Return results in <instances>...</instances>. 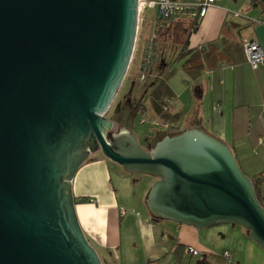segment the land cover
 <instances>
[{
    "label": "water",
    "instance_id": "water-1",
    "mask_svg": "<svg viewBox=\"0 0 264 264\" xmlns=\"http://www.w3.org/2000/svg\"><path fill=\"white\" fill-rule=\"evenodd\" d=\"M138 30L139 0H0V264H103L73 194L97 153L155 179V220L240 227L264 250V207L227 143L189 128L145 150L108 118Z\"/></svg>",
    "mask_w": 264,
    "mask_h": 264
},
{
    "label": "crops",
    "instance_id": "crops-1",
    "mask_svg": "<svg viewBox=\"0 0 264 264\" xmlns=\"http://www.w3.org/2000/svg\"><path fill=\"white\" fill-rule=\"evenodd\" d=\"M242 8L246 17H236L242 13L230 12L227 2L219 0L204 20L191 23L185 35H178L182 70L194 72V90L172 79L170 96L162 99L165 104L173 102L165 117L161 118L153 102H148L150 111L141 109L148 110L150 121L174 120L178 132L203 129L227 143L253 179L264 175V65L252 70L242 47L243 41L253 40L264 50V0H245ZM166 40L173 41L172 30ZM143 48L144 44L141 52ZM166 67L163 62L158 70ZM153 74L145 87L150 82L155 86ZM164 133L152 127L147 139L150 146ZM111 165L101 153L94 154L73 181L80 225L103 264H228L224 251L231 253L229 264H264V250L240 227L217 225L200 230L155 220L146 207L155 179L135 180L133 185L138 183L139 188L126 192L113 177L116 173L120 179L124 170ZM256 188L264 203V182ZM187 248L199 255L188 254Z\"/></svg>",
    "mask_w": 264,
    "mask_h": 264
},
{
    "label": "rangeland",
    "instance_id": "rangeland-1",
    "mask_svg": "<svg viewBox=\"0 0 264 264\" xmlns=\"http://www.w3.org/2000/svg\"><path fill=\"white\" fill-rule=\"evenodd\" d=\"M150 1V0H147ZM228 4V9L230 12L233 13H242L241 17L245 18L246 15H244L243 11V4L245 0H225ZM257 6V3L254 4ZM263 10L262 8H259ZM142 19L143 22L139 25V31H138V38H137V46L134 52L133 60L131 62L127 77L125 79V82L120 90V93L117 97L116 103L112 109V111L108 114V118L113 119L114 118V110L116 107L117 102L122 99L123 95L133 89V99L137 101H141V108H148L150 111V107L148 102H153L155 99H164L170 96V88L168 83L172 79H176L178 84L182 83L185 85H189L191 91L194 90L195 85L193 84V81L195 78L194 72H185L182 70L181 66V60L178 54L180 53L179 50V44L180 38L177 36L181 34L185 35L186 29L190 28L191 23H174L175 25L171 26L168 25L164 28V30L160 33V40L158 45V51L156 53V58L152 63L151 66V74H153V84L155 86H152V82L148 84V86H144L145 83H142L139 81V66L142 58L143 52H141L143 44L146 43V41L151 37L153 32V23L155 19V11L154 10H148L147 12L142 13ZM172 30L173 35V41L168 42L166 40L167 35L169 34V31ZM229 52H231L230 47ZM142 53V54H141ZM141 54V55H140ZM164 62V64L167 66L164 68L161 72L158 70V67ZM184 76V77H183ZM183 77V79H182ZM180 81V83H179ZM186 81V83H185ZM148 82V81H147ZM146 82V83H147ZM184 82V83H183ZM144 88V89H143ZM148 91V92H147ZM139 109L135 115L134 122H133V129L136 132V135L139 139L140 145L143 149L148 150L150 147V142L147 140L149 138V135L152 133V122L149 119V112L148 110L144 111L143 109ZM142 120H145L146 122L143 124L141 123ZM158 121V120H156ZM163 121V120H162ZM153 144V143H152ZM114 169L122 170L119 166L116 164L111 165ZM120 179H118L119 175L114 174V181L117 183V187L122 188V190H126V192L131 191V193H134V189L139 188V184H135L133 181L135 180H143L147 179L145 176H132L127 175L126 172L122 171L120 173ZM118 176V177H117ZM118 182L122 183L119 184ZM141 184V183H140ZM131 186V187H130ZM126 188V189H125ZM102 260V259H101Z\"/></svg>",
    "mask_w": 264,
    "mask_h": 264
},
{
    "label": "built area",
    "instance_id": "built-area-1",
    "mask_svg": "<svg viewBox=\"0 0 264 264\" xmlns=\"http://www.w3.org/2000/svg\"><path fill=\"white\" fill-rule=\"evenodd\" d=\"M218 1L219 0H139V25L144 21L141 17L143 12H147L149 9L155 11L153 32L143 48L139 66V81L146 83L151 77V66L158 51L160 33L164 28L174 23L198 24L206 18L208 11L215 7ZM236 17H241V15L236 14ZM243 50L252 70L257 71L264 65V50L258 42L253 40L243 41ZM172 105L173 102L168 100L165 104V111L168 112ZM145 122V120L141 121L143 124ZM151 124L152 127L166 132L171 128V124L164 120H155ZM187 253L192 256L199 255V252L194 248H187ZM223 256L230 263L229 259L231 253L229 251H224Z\"/></svg>",
    "mask_w": 264,
    "mask_h": 264
},
{
    "label": "flooded vegetation",
    "instance_id": "flooded-vegetation-1",
    "mask_svg": "<svg viewBox=\"0 0 264 264\" xmlns=\"http://www.w3.org/2000/svg\"><path fill=\"white\" fill-rule=\"evenodd\" d=\"M125 93L120 99L113 112L114 120L117 122L118 129L127 126L133 127V122L137 111L141 108V101L133 99V91ZM153 143V142H152ZM153 145V144H152Z\"/></svg>",
    "mask_w": 264,
    "mask_h": 264
},
{
    "label": "trees",
    "instance_id": "trees-1",
    "mask_svg": "<svg viewBox=\"0 0 264 264\" xmlns=\"http://www.w3.org/2000/svg\"><path fill=\"white\" fill-rule=\"evenodd\" d=\"M242 49H243V47H242ZM244 51V50H243ZM153 103L155 104V108H156V110L158 111V113L161 115V118H163V117H165V114H167V111H165V108H164V106H165V101H163L162 99H160L159 101H157V99H155V100H153ZM168 118L166 117V120H167ZM168 121H170V124H172V126H171V128H170V130L168 131V132H166V133H164L163 135H160L157 139H156V141H154V143H153V145H155L158 141H160L162 138H164L166 135H177V134H179L180 132H178V129L174 126V120H170V119H168ZM242 169V168H241ZM244 172V171H243ZM245 173V172H244ZM246 174V173H245ZM247 175V174H246ZM248 176V175H247ZM252 179V178H251ZM253 181H254V184H255V189H256V192H257V188H256V185L258 184V183H261V182H264V175H260V177L258 178H253L252 179ZM257 196H258V198H259V201H260V203H261V205L264 207V203L262 202V199L259 197V195H258V192H257ZM86 200L84 199V200H82V202H85Z\"/></svg>",
    "mask_w": 264,
    "mask_h": 264
}]
</instances>
